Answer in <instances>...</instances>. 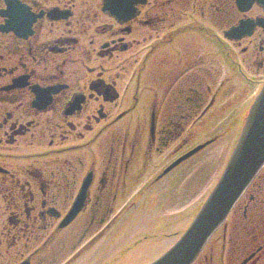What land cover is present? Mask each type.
I'll return each instance as SVG.
<instances>
[{"label":"flooded vegetation","instance_id":"flooded-vegetation-1","mask_svg":"<svg viewBox=\"0 0 264 264\" xmlns=\"http://www.w3.org/2000/svg\"><path fill=\"white\" fill-rule=\"evenodd\" d=\"M235 76L243 95L264 82V0H0V264H79L136 183L230 110ZM246 219L196 264H264V218Z\"/></svg>","mask_w":264,"mask_h":264},{"label":"rangeland","instance_id":"rangeland-1","mask_svg":"<svg viewBox=\"0 0 264 264\" xmlns=\"http://www.w3.org/2000/svg\"><path fill=\"white\" fill-rule=\"evenodd\" d=\"M236 53L237 56H239V49H237ZM221 69L222 71L226 70L224 63L221 64ZM253 75H255L254 71L248 75V77L251 78ZM233 84L234 83L232 82L233 106L230 111L232 110L233 112H236L234 118L237 117L238 120L241 112H243V110L247 107L250 96L255 95L257 92V86L252 87L250 94L247 93L246 95H243L245 93V88L247 89V87H241L238 84L235 86V89ZM241 93L242 96H240ZM230 111L227 113V115L230 113ZM223 122L224 121H222V123ZM223 124L220 126L219 124L210 126L206 124L205 129L198 134L196 140H199V143L205 142L212 132L218 131L222 133L219 131L221 128H224L226 131H228L227 127ZM226 137L228 138L221 140L216 147H211L212 149L209 148L200 153V156L196 158V162H189V164H186L178 172H174L172 175L165 178L156 188L150 190V192L147 194V197L142 198L141 205H139V207L145 206L148 200V202L150 201L148 203L149 207L140 208L131 214H129L130 211L127 212V217L120 220L116 224V230L114 231L113 237L119 242L123 243L126 238L132 239L146 231L152 224L161 223L162 219H169L167 221L170 222L166 223L164 228H159L158 232L163 231L166 227L169 229L171 226L173 229L170 231V233H174L176 228L180 225L178 221L182 220L178 219L182 215H185L188 216L186 220L187 222L184 223V218L183 225H181V230H179L182 233L187 224H190L194 216V209L203 203L221 176L231 149L233 148L236 139V133ZM146 179L147 178H143L139 184H143ZM136 191L137 189L129 193L126 198H123V203H119L120 206L123 207L125 200L136 194ZM244 204L245 201L240 204L238 210H236L234 215L232 214L230 217L229 223H231V229L237 227L238 222L235 220V218H239L242 215V208ZM123 230L125 233L124 236H121ZM153 233H155V231L151 232V234ZM222 233V231H219V233L213 237L208 249H214L217 251L218 248H221V240H218V238L221 237ZM170 239L171 238H168L166 242L164 241L165 243L151 244L146 247H141L140 255L138 256V264H144L145 262L149 263L151 260H154L159 255H161L165 249L171 246L172 240ZM112 241V239L108 238L107 242H102L79 264H96L99 261L102 252L104 249H106L107 243ZM114 249L116 248L114 247Z\"/></svg>","mask_w":264,"mask_h":264},{"label":"water","instance_id":"water-1","mask_svg":"<svg viewBox=\"0 0 264 264\" xmlns=\"http://www.w3.org/2000/svg\"><path fill=\"white\" fill-rule=\"evenodd\" d=\"M263 167L264 88L250 110L217 186L179 242L154 264H192Z\"/></svg>","mask_w":264,"mask_h":264}]
</instances>
